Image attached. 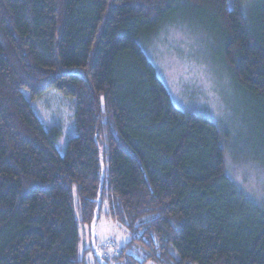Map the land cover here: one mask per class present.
<instances>
[{
	"label": "trees",
	"instance_id": "obj_1",
	"mask_svg": "<svg viewBox=\"0 0 264 264\" xmlns=\"http://www.w3.org/2000/svg\"><path fill=\"white\" fill-rule=\"evenodd\" d=\"M191 13L222 32L264 120V4L0 0V264H88L79 224L103 215L146 255L109 241L105 264H264V206L227 174L217 124L175 106L141 45ZM50 91L75 105L63 150L34 107Z\"/></svg>",
	"mask_w": 264,
	"mask_h": 264
},
{
	"label": "rangeland",
	"instance_id": "obj_2",
	"mask_svg": "<svg viewBox=\"0 0 264 264\" xmlns=\"http://www.w3.org/2000/svg\"><path fill=\"white\" fill-rule=\"evenodd\" d=\"M234 2L228 0V10L233 9ZM241 3L249 14L264 4V0H241ZM185 19L161 27L152 37L141 41L142 48L175 106L185 112L200 113L217 124L224 137L227 174L249 199L264 206L261 108L237 83L232 66L224 58L222 32L207 27L194 17V13L186 15ZM34 107L48 128L58 126L62 129L60 148L63 150L76 133L74 102L50 91L34 102ZM78 208L76 206L77 218L81 221ZM79 229L81 256L88 264L107 263L102 251L109 241H114L115 247L117 244L114 252L126 248L139 259L146 256L141 247L128 245L131 237L123 226L104 215L97 223H80Z\"/></svg>",
	"mask_w": 264,
	"mask_h": 264
},
{
	"label": "built area",
	"instance_id": "obj_3",
	"mask_svg": "<svg viewBox=\"0 0 264 264\" xmlns=\"http://www.w3.org/2000/svg\"><path fill=\"white\" fill-rule=\"evenodd\" d=\"M107 249L109 250V249H111L112 248V244H107Z\"/></svg>",
	"mask_w": 264,
	"mask_h": 264
}]
</instances>
